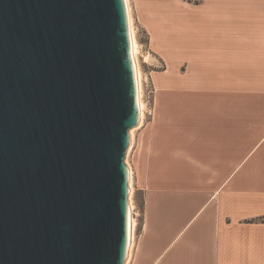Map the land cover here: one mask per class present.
<instances>
[{"label": "water", "instance_id": "obj_1", "mask_svg": "<svg viewBox=\"0 0 264 264\" xmlns=\"http://www.w3.org/2000/svg\"><path fill=\"white\" fill-rule=\"evenodd\" d=\"M135 73L125 0H0V264H125Z\"/></svg>", "mask_w": 264, "mask_h": 264}, {"label": "crops", "instance_id": "obj_2", "mask_svg": "<svg viewBox=\"0 0 264 264\" xmlns=\"http://www.w3.org/2000/svg\"><path fill=\"white\" fill-rule=\"evenodd\" d=\"M132 3L167 65L137 128L147 172L133 264H264V0Z\"/></svg>", "mask_w": 264, "mask_h": 264}, {"label": "rangeland", "instance_id": "obj_3", "mask_svg": "<svg viewBox=\"0 0 264 264\" xmlns=\"http://www.w3.org/2000/svg\"><path fill=\"white\" fill-rule=\"evenodd\" d=\"M132 27L138 44L137 50V61L141 73V99L145 104L144 108V120L143 125H146L148 121L153 117L154 110V97H155V84L153 75H158L159 71L165 70L162 68L163 64L166 65L164 61L156 54L153 49L149 46L148 33L143 29L142 24L133 10L132 0H128ZM152 110V111H151ZM151 111V114H149ZM143 130V127L139 130L135 129L133 132V143L127 150L126 162L129 168V178L131 192L129 197H131V202L133 203V215L136 218L137 226L134 234L133 244L131 247L129 260L127 264L135 263L136 257L140 254L143 245V234H144V201H145V188L144 183L145 170L143 163L142 147L143 141L142 137L138 139L139 132ZM130 148V150H129ZM146 180V179H145Z\"/></svg>", "mask_w": 264, "mask_h": 264}, {"label": "bare ground", "instance_id": "obj_4", "mask_svg": "<svg viewBox=\"0 0 264 264\" xmlns=\"http://www.w3.org/2000/svg\"><path fill=\"white\" fill-rule=\"evenodd\" d=\"M126 1V5H127V9H128V14H129V19H130V42H131V55L134 61V65L136 67V82H137V101H138V107H139V122L138 125L133 127L130 130V137H131V142H130V148L132 146V137H133V132L135 129L139 128L142 123H143V118H144V108H145V104L141 99V73H140V68L138 65V61H137V50H138V44H137V40L134 34V30L132 27V18H131V13H130V8H129V3L128 0ZM129 148V150H130ZM128 166V165H127ZM130 182V178H129V168H128V183ZM131 192V186L129 183V195ZM129 206H130V243L128 245L129 248H127V257L125 259V264L128 263L129 260V254L131 251V247L133 244V239H134V234H135V230H136V226H137V221L136 218L133 215V203L131 202V197H129Z\"/></svg>", "mask_w": 264, "mask_h": 264}, {"label": "built area", "instance_id": "obj_5", "mask_svg": "<svg viewBox=\"0 0 264 264\" xmlns=\"http://www.w3.org/2000/svg\"><path fill=\"white\" fill-rule=\"evenodd\" d=\"M165 64H166V63H165ZM166 66H167V65L164 66V64H163V67H162V68H166ZM151 111H152V110H151ZM151 111H149V114H151Z\"/></svg>", "mask_w": 264, "mask_h": 264}]
</instances>
